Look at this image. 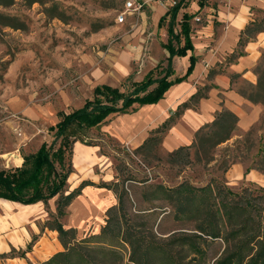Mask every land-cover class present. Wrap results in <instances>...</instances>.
<instances>
[{
	"label": "rangeland",
	"instance_id": "rangeland-1",
	"mask_svg": "<svg viewBox=\"0 0 264 264\" xmlns=\"http://www.w3.org/2000/svg\"><path fill=\"white\" fill-rule=\"evenodd\" d=\"M127 1L14 0L10 5H0V169L18 166L24 154L35 151L44 141H51L49 127L60 120L59 111L70 112L81 107L93 96L96 85L108 83L129 89L132 81L143 79L161 62L162 66L167 64L163 48L168 38L167 24L158 26L161 15L158 10L168 9L175 0H133L139 9L127 11L124 22H119ZM214 1L207 0V6ZM198 7L197 0H189V6L182 11L197 12ZM255 16L261 17L262 12ZM207 23V11L201 9L192 21L193 40L198 52H210L221 59L215 65L211 60L204 63L198 80L209 85L213 84L217 72L227 71L237 58L217 53L220 23L215 21L209 29L204 28ZM176 66L180 73V63ZM159 71L155 74L159 75ZM234 81L240 92L252 91L249 82L240 75ZM250 102L257 110L244 108L249 114L255 113L251 120L245 123L241 119L239 124L244 130L254 127L252 152H255L264 134V96L257 103ZM122 117L138 121L134 115L112 114L84 135L86 142L78 141L77 154L75 150L73 156L74 172L69 180L72 189L83 180L98 184L102 180H119L128 174L169 186L184 180L202 186L216 177L225 178L233 189L248 185L264 187L263 172L252 169L251 174L252 170L245 173L250 160L236 161L225 173L220 168L224 157L235 148L238 136L219 144L213 160L200 161L192 156L190 162L170 163L164 137L152 148L137 152L139 146L120 132ZM130 184L134 207L149 206L141 200V182ZM116 203L113 190L88 186L73 202L64 223L77 228L78 238L97 233L106 222L107 209ZM49 205V209L43 202L25 208L16 206L14 213L13 202L0 200V253L12 254V247L16 249L14 257H0V264H41L64 249L62 244L59 248L53 245L59 240L57 231L41 228L50 210H55V199ZM152 219L157 221L158 231L168 232L176 227L172 217L162 219L154 215ZM34 237L32 251L43 240L41 245L46 246V254L25 262L19 250L26 249ZM8 245L10 248L5 251ZM40 251L38 248L37 255Z\"/></svg>",
	"mask_w": 264,
	"mask_h": 264
},
{
	"label": "trees",
	"instance_id": "trees-1",
	"mask_svg": "<svg viewBox=\"0 0 264 264\" xmlns=\"http://www.w3.org/2000/svg\"><path fill=\"white\" fill-rule=\"evenodd\" d=\"M14 0H0V5H10ZM33 2L35 0H28ZM202 9L207 0H197ZM189 0H175L160 24L167 23L168 40L164 47L169 51L167 64H158L141 80L132 81L129 89L108 83L94 88L93 96L81 107L70 112L59 111L60 120L49 127L53 139L44 141L35 151L23 155L19 166L0 169V199L22 205L43 202L50 208L55 199V210L41 226L58 232L64 249L53 254L41 264H264V187L251 185L233 189L225 178L213 177L209 183L196 186L184 180L177 185L149 183V178L137 179L131 174L115 181L95 183L83 180L71 188L69 180L74 172L73 156L78 141L86 142L84 135L103 124L112 114L137 111L141 106L156 103L175 83L181 82L193 71L198 57L190 56L188 71L176 74L174 56L186 55L194 49L192 21L197 12L184 11ZM255 16L241 31L238 46L231 54L236 59L245 54L243 46L264 32V9H255ZM256 66L257 83H249L251 92L242 93L250 101L259 102L264 96V49ZM161 68V69H160ZM159 75H156V71ZM232 76V81L234 77ZM211 85L199 88L148 138L136 151H146L158 143L176 120L189 107H197L208 96ZM255 91V92H253ZM240 117L228 108L218 111L214 119L201 126L189 145L168 152L170 163L213 160L215 148L235 136V148L220 164L223 173L236 161L249 162L245 173L257 169L264 173V134L252 152L254 127L244 130ZM110 140H112L110 138ZM97 144V143H96ZM141 182V200L146 208L134 207L132 182ZM88 186L113 190L117 203L107 209L106 222L99 232L78 238L77 228L67 227L64 219L70 214L73 202ZM154 215L172 217L176 227L168 232L155 228ZM35 237L26 249L19 250L20 257L33 249ZM3 252L0 257H14ZM33 264V263H30Z\"/></svg>",
	"mask_w": 264,
	"mask_h": 264
},
{
	"label": "crops",
	"instance_id": "crops-1",
	"mask_svg": "<svg viewBox=\"0 0 264 264\" xmlns=\"http://www.w3.org/2000/svg\"><path fill=\"white\" fill-rule=\"evenodd\" d=\"M198 6V11H200V5L198 4ZM187 7L182 9H186ZM168 9L160 8L158 10V12L161 13L158 19V26H162L164 23H166L164 22L163 24H160V21L161 18L167 13ZM182 9L180 11L179 17H181L182 13L184 12ZM255 9H264V0H215L211 6H207L206 4L202 8V10L207 11L208 17V23L206 26H204V28L209 29V26H213L215 21L220 23V27L218 28L219 38L217 45L219 48L217 53H219L220 56L223 54L231 55L237 48L241 31L251 20L254 19ZM212 30H214V27ZM207 32H209V30H207ZM193 33L192 41L194 49H189L186 55L174 56L173 58V67L176 72L174 76H183L187 73L188 67L191 63V54H195L198 57V60L193 71L187 76L185 80L173 84L165 92L163 98H161L158 102L145 104L135 112L124 114L127 116H136V119L139 121V125L136 124L138 121L135 123V121H132V119L130 121L128 119L129 117H122V128L120 129V132L125 137H127L130 142L135 144V146H140L148 138L150 133L162 125L183 102L189 100V98L194 93H196L199 88L207 85L198 80L203 74L204 63L206 60H211L213 65H215L218 61H221L218 55L212 54L210 52H198V47L193 40ZM164 43L163 48L166 51L167 59L169 56V51L164 47ZM262 49H264V32L259 33L255 40L249 41L244 46L245 54L239 56L236 61L232 62L228 66L227 71H220L215 74L213 78V84H209L211 85V88L209 89L208 96L202 98L197 107H189L185 109L173 126L164 135L163 144L168 151H173L184 145H189L194 139L195 132L204 124L212 121L216 113L223 108H228L235 112L240 117V121L242 119L245 121V123L248 119H252V116L255 112L249 114L244 108L249 110L253 109L256 111L257 107H255L254 104H251V102L248 101V99L236 88V82L234 80L232 81V76L240 75L243 80L256 84L258 78L254 67L261 57ZM166 59L165 61L167 62ZM177 62H179L181 66L180 73L177 71ZM198 81L199 84H196ZM137 126L139 127L137 128ZM78 143L79 142H77L76 145ZM76 145L75 150L77 149ZM22 162L23 157L19 165H21ZM252 172L253 170L250 172V174ZM86 188L87 187L84 188V191ZM103 189L109 190L107 188ZM9 202H13L14 204V213L16 212V206L25 208L29 205H34H22L14 201ZM42 241L43 240L40 241V244L37 246L36 250L32 251V254L31 252H28L26 257H23L25 262L31 260V257L33 256L39 257L46 254L47 248L45 245H41ZM61 244L62 243L60 240H55L53 242V245L56 248H59ZM9 248L10 246L7 248L4 247V250L8 251ZM38 248H40L41 251L37 255Z\"/></svg>",
	"mask_w": 264,
	"mask_h": 264
},
{
	"label": "built area",
	"instance_id": "built-area-1",
	"mask_svg": "<svg viewBox=\"0 0 264 264\" xmlns=\"http://www.w3.org/2000/svg\"><path fill=\"white\" fill-rule=\"evenodd\" d=\"M125 8H126V11L121 12V14H120L119 17H118V21H119V22H124L126 12H127V11H131V10H133V9H134V10L139 9V5H137V4L135 3V1H133V0H128V1L126 2Z\"/></svg>",
	"mask_w": 264,
	"mask_h": 264
},
{
	"label": "bare ground",
	"instance_id": "bare-ground-1",
	"mask_svg": "<svg viewBox=\"0 0 264 264\" xmlns=\"http://www.w3.org/2000/svg\"><path fill=\"white\" fill-rule=\"evenodd\" d=\"M74 202H75V201H74ZM80 203H81V202H80ZM80 203H79V204H80ZM72 205H73V204H72ZM72 205H71V207H72Z\"/></svg>",
	"mask_w": 264,
	"mask_h": 264
}]
</instances>
